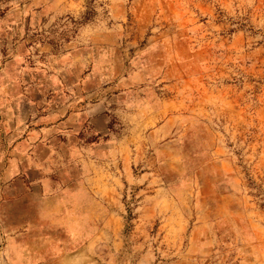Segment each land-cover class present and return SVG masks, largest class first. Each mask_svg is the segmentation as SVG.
<instances>
[{
	"label": "rangeland",
	"instance_id": "rangeland-1",
	"mask_svg": "<svg viewBox=\"0 0 264 264\" xmlns=\"http://www.w3.org/2000/svg\"><path fill=\"white\" fill-rule=\"evenodd\" d=\"M39 162L108 196L103 264H264V0H0V170Z\"/></svg>",
	"mask_w": 264,
	"mask_h": 264
},
{
	"label": "crops",
	"instance_id": "crops-1",
	"mask_svg": "<svg viewBox=\"0 0 264 264\" xmlns=\"http://www.w3.org/2000/svg\"><path fill=\"white\" fill-rule=\"evenodd\" d=\"M13 168L17 173L18 167ZM33 169L37 179L27 183L21 173L6 181L9 166L0 170L3 263L103 264L109 238L118 235L122 226L120 217L109 213L108 196L100 191L93 196L87 175L67 185L56 176V165L39 162ZM34 184L38 195L28 198L25 209L35 208L36 212L10 215L8 209L29 197Z\"/></svg>",
	"mask_w": 264,
	"mask_h": 264
}]
</instances>
